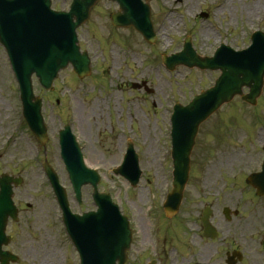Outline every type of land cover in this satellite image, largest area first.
Wrapping results in <instances>:
<instances>
[{"label":"rangeland","instance_id":"rangeland-1","mask_svg":"<svg viewBox=\"0 0 264 264\" xmlns=\"http://www.w3.org/2000/svg\"><path fill=\"white\" fill-rule=\"evenodd\" d=\"M69 3L52 0L51 6L67 10ZM149 6L156 34L154 44L145 42L132 29L112 27L108 15L117 10V5L101 1L92 9L89 20L77 29L78 44L91 59V75L79 80L67 68L55 80L52 92L44 91L33 78L34 92L43 99L42 113L48 129L49 140L43 147L19 124L22 119L17 84L0 46V175L22 179L14 189V199L21 209L20 230L29 232L20 251L24 259L21 264H65V256L68 261H77L76 255L70 257L68 253L70 240L42 170L44 159L66 188L73 212L95 208L89 186L82 189L81 207L73 198L57 137L65 123L71 125L87 166L101 177L98 190L110 194L130 222L132 244L126 264L151 260L156 264H193L211 255V264H223V251L228 247L223 242L226 234L213 243L200 242L194 235L198 231L197 212L205 204H214L218 197V207L224 203L234 206L242 200L247 204L243 206L241 245L249 249L248 243L254 242L249 235L252 225L247 223L250 196L246 192L241 195L232 184L230 165L242 160L243 175L253 170L255 139L264 132L256 127V122L264 120V99L259 111L237 97L200 126L190 157L186 199L178 215L189 232V247L183 252L174 251L177 237L179 241L185 238L180 236L183 228L174 219L166 220L162 209L172 182V106L176 102L187 104L194 94L210 87L219 73L184 66L169 72L161 63V55L180 51L186 36L204 57H210L221 43L235 50L246 48L252 32L264 31V0H152ZM201 12L206 16H200ZM141 81H147L150 94L131 88V83ZM257 111L261 119L255 120ZM127 142L133 143L139 155L141 177L135 188L112 173L121 163ZM26 203L31 207L24 210ZM218 220L224 231L220 214ZM227 227L233 228L234 223Z\"/></svg>","mask_w":264,"mask_h":264},{"label":"water","instance_id":"water-1","mask_svg":"<svg viewBox=\"0 0 264 264\" xmlns=\"http://www.w3.org/2000/svg\"><path fill=\"white\" fill-rule=\"evenodd\" d=\"M98 1L73 0L70 11L63 13L51 11L50 0H0V43L19 82L23 116L41 143L47 139L46 129L40 114L41 100L33 95L31 76L35 74L40 85L49 90L58 72L68 64L79 78L90 74V60L86 52H79L75 29L88 19L91 8ZM112 1H116L120 8L118 13L110 15L112 24L117 27L131 26L153 43L155 35L150 22L149 0H145V4L141 0ZM251 40L252 45L246 50L233 52L222 46L213 58H199L187 39L182 52L164 58V64L169 69L183 64L221 72L214 87L195 96L187 106L174 107L171 116L174 189L166 204L168 215L178 208L199 125L236 95L249 104H255L264 75V34L256 32ZM242 87L249 88V93L243 95ZM59 138L61 155L77 198L81 185L90 183L94 187L93 199L98 207L96 212L81 217L72 215L56 175L47 168L51 186L63 211L66 231L80 254L82 264H123L130 244L127 220L120 215L117 206L110 203L108 195L97 193L99 177L84 167L69 126L60 131ZM115 173L123 175L132 186L138 182L140 172L131 148ZM11 182L19 181L7 176L0 178V235L6 218L15 213L11 202ZM0 261L2 264L6 262L1 253Z\"/></svg>","mask_w":264,"mask_h":264},{"label":"flooded vegetation","instance_id":"flooded-vegetation-1","mask_svg":"<svg viewBox=\"0 0 264 264\" xmlns=\"http://www.w3.org/2000/svg\"><path fill=\"white\" fill-rule=\"evenodd\" d=\"M264 99V84L262 88V93L257 100L255 105V109H259L260 111V104L261 101ZM256 118L260 117L259 112L255 113ZM261 119V117H260ZM257 125L263 127L264 129V120H260L256 122ZM257 142V146L255 147V161L253 173H255V189L246 187L249 191L248 195L250 198L248 199L251 204V209L249 210L248 206L246 210L249 211L248 220L249 225H252L250 229L252 233L249 234L252 238L251 240L254 241L253 243H248L249 246L247 249L246 247L242 246L243 243V228H242V218L244 214V207L247 204L245 202L237 203L234 205V210L228 212V218L221 219L224 223L223 228L224 231L221 230L220 221L218 220V216L215 212H210V222L211 224L217 229L218 236L214 240H209L203 236V227L201 226V215L198 216V236L200 242L203 241L205 243H213L216 240L220 239V235L225 233V237H223L224 244H228V247L224 249V259L223 263L225 264V260L227 256H230L231 259L229 262H233L234 264H264V190L261 187H264V134L262 137H257L255 139ZM237 159V158H236ZM253 160V158H252ZM235 161H242V160H235ZM232 164V163H231ZM239 170V168H238ZM230 171L235 172V177L237 176L236 168L230 165ZM245 179H242V182ZM17 204V203H16ZM18 206V204H17ZM19 209V208H18ZM21 209H19L18 217L15 220L8 219L5 229V235L7 237V244L3 247L4 251H8L12 254H16L19 257V260L15 264H21L24 259H22L21 250L23 249V244L28 241V229L26 232L24 230H20V223H21ZM24 210H27L26 208ZM234 223L233 228H228L229 224ZM230 241V242H228ZM241 252V253H240ZM239 259V260H238ZM35 260H37V255H35ZM204 262H209V260H204ZM13 264V263H12ZM195 264V263H194Z\"/></svg>","mask_w":264,"mask_h":264},{"label":"bare ground","instance_id":"bare-ground-1","mask_svg":"<svg viewBox=\"0 0 264 264\" xmlns=\"http://www.w3.org/2000/svg\"><path fill=\"white\" fill-rule=\"evenodd\" d=\"M171 20H172L174 23L177 22L176 19L173 18V17H171ZM174 23H173V24H174ZM171 25H172V24H171Z\"/></svg>","mask_w":264,"mask_h":264}]
</instances>
